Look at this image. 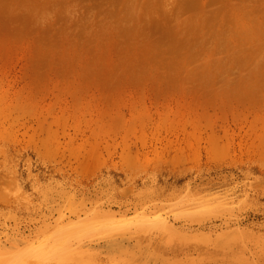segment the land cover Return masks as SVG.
<instances>
[{
	"label": "rangeland",
	"instance_id": "1",
	"mask_svg": "<svg viewBox=\"0 0 264 264\" xmlns=\"http://www.w3.org/2000/svg\"><path fill=\"white\" fill-rule=\"evenodd\" d=\"M0 264H264V0H0Z\"/></svg>",
	"mask_w": 264,
	"mask_h": 264
},
{
	"label": "bare ground",
	"instance_id": "2",
	"mask_svg": "<svg viewBox=\"0 0 264 264\" xmlns=\"http://www.w3.org/2000/svg\"><path fill=\"white\" fill-rule=\"evenodd\" d=\"M175 211H176V210H175ZM20 260H22V257L15 256L14 261H16V263H19Z\"/></svg>",
	"mask_w": 264,
	"mask_h": 264
}]
</instances>
